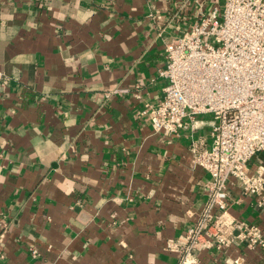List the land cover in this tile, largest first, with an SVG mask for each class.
<instances>
[{"label": "crops", "instance_id": "1", "mask_svg": "<svg viewBox=\"0 0 264 264\" xmlns=\"http://www.w3.org/2000/svg\"><path fill=\"white\" fill-rule=\"evenodd\" d=\"M223 1L0 0V264H178L165 247L208 199L191 150L210 148L213 117L166 137L143 111L167 83L160 34ZM231 183L228 214L264 228ZM194 260L264 264V250Z\"/></svg>", "mask_w": 264, "mask_h": 264}, {"label": "built area", "instance_id": "2", "mask_svg": "<svg viewBox=\"0 0 264 264\" xmlns=\"http://www.w3.org/2000/svg\"><path fill=\"white\" fill-rule=\"evenodd\" d=\"M180 16L174 12L171 19ZM193 18L171 37L160 34L166 64L159 75L167 83L143 111L153 131L166 137L186 128L185 118L213 117L210 148L191 150L209 177L208 199L198 219L165 247L178 264L233 245L264 250V228L228 214L231 182L240 189L238 201L251 197L264 209V162L251 164L264 154V0H224ZM8 81L0 71V87Z\"/></svg>", "mask_w": 264, "mask_h": 264}]
</instances>
